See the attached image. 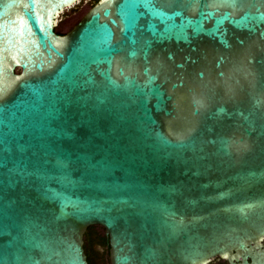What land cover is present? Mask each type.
<instances>
[{
    "label": "water",
    "instance_id": "95a60500",
    "mask_svg": "<svg viewBox=\"0 0 264 264\" xmlns=\"http://www.w3.org/2000/svg\"><path fill=\"white\" fill-rule=\"evenodd\" d=\"M0 0V264L245 258L264 237V0Z\"/></svg>",
    "mask_w": 264,
    "mask_h": 264
},
{
    "label": "flooded vegetation",
    "instance_id": "af4514ba",
    "mask_svg": "<svg viewBox=\"0 0 264 264\" xmlns=\"http://www.w3.org/2000/svg\"><path fill=\"white\" fill-rule=\"evenodd\" d=\"M57 32L66 33L63 31ZM84 246L88 255V261L89 257H91L92 261V256L100 259H107V256H109L108 238L105 231L101 232L97 227L88 228L84 236ZM201 264H264V237L261 240V245L252 249L248 255H245V258L239 257V259L231 261L229 258L219 255Z\"/></svg>",
    "mask_w": 264,
    "mask_h": 264
},
{
    "label": "rangeland",
    "instance_id": "374dc122",
    "mask_svg": "<svg viewBox=\"0 0 264 264\" xmlns=\"http://www.w3.org/2000/svg\"><path fill=\"white\" fill-rule=\"evenodd\" d=\"M94 0H80L77 4L68 8L58 18L56 30L67 32L69 31L75 23H77L83 15L90 9L93 5ZM97 227L101 232H104V229L100 226ZM92 264H110L109 256L107 259H100L98 257L92 256Z\"/></svg>",
    "mask_w": 264,
    "mask_h": 264
},
{
    "label": "trees",
    "instance_id": "16d2710c",
    "mask_svg": "<svg viewBox=\"0 0 264 264\" xmlns=\"http://www.w3.org/2000/svg\"><path fill=\"white\" fill-rule=\"evenodd\" d=\"M98 0H94V2L96 3ZM108 250H109V248H108ZM89 262H90V264H92V261H91V257H89Z\"/></svg>",
    "mask_w": 264,
    "mask_h": 264
}]
</instances>
